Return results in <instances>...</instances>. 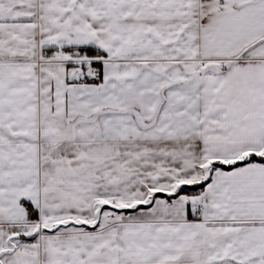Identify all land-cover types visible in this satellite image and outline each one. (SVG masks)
I'll use <instances>...</instances> for the list:
<instances>
[{
  "label": "snow or ice",
  "instance_id": "6c2138e0",
  "mask_svg": "<svg viewBox=\"0 0 264 264\" xmlns=\"http://www.w3.org/2000/svg\"><path fill=\"white\" fill-rule=\"evenodd\" d=\"M0 264H264V0H0Z\"/></svg>",
  "mask_w": 264,
  "mask_h": 264
}]
</instances>
